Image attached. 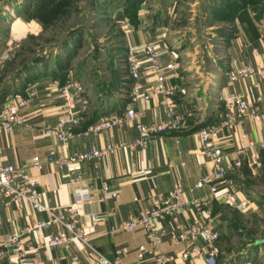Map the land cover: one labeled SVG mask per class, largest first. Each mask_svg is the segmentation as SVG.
Returning a JSON list of instances; mask_svg holds the SVG:
<instances>
[{"label": "crops", "instance_id": "obj_1", "mask_svg": "<svg viewBox=\"0 0 264 264\" xmlns=\"http://www.w3.org/2000/svg\"><path fill=\"white\" fill-rule=\"evenodd\" d=\"M229 50L230 68L224 70L219 87L222 106L206 111L203 119L191 125L185 124L184 130L153 135L144 146L126 147L141 135L133 127L115 126L97 132H84L83 124L79 126L67 143L68 152L73 153L111 143L117 145L116 152L105 156L97 166L89 160L63 166L48 160L50 151L55 152L56 157L63 156L64 153L59 140L45 133L47 127L58 123L64 103L57 91L60 77H56L54 73L51 75L49 71L41 72L38 79L31 84L37 88L38 93L22 110L27 121L17 124L12 132L0 131L4 160L12 164L30 165L34 157H39L43 163L42 170L32 166L29 169L43 191V202L51 206L71 202L75 186L69 182V176L72 171L77 172L82 178L81 184L90 186L95 194L94 201L83 205L84 213H106V216L97 222L83 218L79 229L87 233L96 249L113 261L118 260L122 264L155 263L152 252L144 253L139 248L142 245L148 249L150 247L149 239L142 227L129 230L121 225L129 219L131 213H137L151 206L155 197L178 185L184 188V198L189 201L179 213L181 222L184 225L205 224L218 230L221 237L227 235L235 227L234 211L241 213L252 210L258 205H264L263 188L262 190L247 189L246 185L247 176L264 177V119L258 121L247 119L232 128L225 126L219 137L215 139L225 151L228 160L240 161L242 164L228 176L231 181H219V189L216 192L211 191L209 186H199L197 181L212 171V165L202 152L201 140L193 132L195 130L193 128L199 123L208 125L224 121L228 108L227 97L232 92L264 107V78L259 74L229 78L230 72L237 66L257 67L261 64L264 61L263 51L252 43L239 39L231 42ZM142 54H139L140 68L146 90L151 87L155 77ZM168 61L170 58L167 57L163 62ZM66 77L71 76L67 74ZM167 84L171 87L168 79ZM258 97L262 99L259 100ZM81 102L86 104L89 118L92 113L89 112L90 104L84 95ZM126 103L127 100H123L121 104ZM188 106V103L183 104L176 100L172 93L161 95L158 100H143L139 104L144 121L147 123L163 119L169 108L184 116L182 115L184 110L190 111ZM116 107L118 105L112 108ZM101 109L96 114L106 113ZM250 141L254 143L250 145ZM150 169H153V172H150ZM103 183L108 184L111 192L114 191L117 195L103 193L101 190ZM227 190L232 192V198L224 199L222 196ZM195 198L204 201L201 213L193 209L190 204ZM41 217L43 213L35 210L28 203L0 202V237H10L25 225ZM163 226L171 230L173 222L170 219L162 220L158 223V227ZM57 229V226L52 225L47 229L35 231L24 237L22 244L27 247L45 241L47 233ZM218 243L219 240L217 246ZM198 244L200 247L205 246L203 240H199ZM187 245L184 241L173 242L170 235H166L159 248L161 252L169 253L174 257L172 264H206L203 257L195 254L185 258L183 252ZM12 254L16 259L17 251H13ZM74 254L80 256L84 254V245L79 240L72 242L69 247L49 248L40 255L32 253L27 260L29 264H72Z\"/></svg>", "mask_w": 264, "mask_h": 264}, {"label": "rangeland", "instance_id": "obj_2", "mask_svg": "<svg viewBox=\"0 0 264 264\" xmlns=\"http://www.w3.org/2000/svg\"><path fill=\"white\" fill-rule=\"evenodd\" d=\"M41 2L0 0V94L4 87L10 94H23L44 71L60 78L69 74L85 86L90 113L100 108L110 112L129 97V44L142 54L143 44L153 42L161 60L168 57L175 63L168 77L170 93L188 103L190 111L182 115L191 125L222 106L219 87L230 68L231 42L248 41L264 55V0H78V9L46 29L37 19L26 18V10ZM241 11L252 19L257 41ZM66 38L70 40L63 46ZM34 61L39 62L22 73ZM247 180V189L264 191V177ZM233 218V230L219 237L218 263L264 264V244L257 245L264 239V205L234 211ZM6 259L0 254V264Z\"/></svg>", "mask_w": 264, "mask_h": 264}, {"label": "built area", "instance_id": "obj_3", "mask_svg": "<svg viewBox=\"0 0 264 264\" xmlns=\"http://www.w3.org/2000/svg\"><path fill=\"white\" fill-rule=\"evenodd\" d=\"M127 52L126 67L129 72L128 85L130 87L127 103L94 117L95 119L87 124L83 131L97 132L115 126H130L141 134L140 137L126 145V147H135L144 146L153 135L184 130L186 128L184 117L173 108H169L165 117L160 121L147 123L144 121L143 112L139 107L143 100H158L161 95L170 93L171 87L167 84V79L169 72L175 70V63L172 60L163 62L156 45L153 42H145L142 52L155 77L151 87L145 90L140 68V52L133 44H129ZM254 74H259L264 78V61L257 67L253 65L237 66L230 72L229 78L236 79ZM57 87L59 96L64 103V109L58 117V123L47 127L45 133L55 136L59 140L64 153L63 156L56 157L55 152L50 151L48 160L60 166L89 160L97 166L105 156L116 152L117 145L111 143L73 153L68 152V141L77 128L88 120L86 104L81 102L85 86L78 79L69 77ZM37 93V88L30 84L25 94L12 93L6 96L0 106V131L12 132L17 124L27 121L22 110ZM227 99L228 108L224 121L209 123L193 131L200 138L202 152L212 165V171L197 180L198 185L209 186L213 192L219 189V181L229 180L228 176L242 166L240 161L228 160L225 151L215 139L219 137L225 126L232 128L247 119L254 121L264 119V107H260L234 92L230 93ZM258 99L262 98L258 97ZM253 143L250 141L249 144ZM30 166L42 170L43 163L39 157H34L30 165L6 162L2 154L0 140V202L5 204L25 202L43 213V217L25 225L10 237H0V254L6 256V264H29L27 259L32 253L40 255L49 248L69 247L76 240L83 243L84 254L82 256L74 254L72 264H122L118 260L109 259L99 249H96L87 233L79 229V224L85 217L97 222L106 216V213L103 212L84 213L83 205L94 201L95 194L90 186L81 184V176L75 171H72L69 176V182L75 186L71 202L51 206L43 202V191L39 188L36 177L31 173ZM150 172H153V169H150ZM101 190L105 194L117 195L116 192H111L110 186L106 183H103ZM184 192V188L178 185L162 193L154 198L151 206L141 209L137 213H131L129 219L121 226L129 230L142 227L147 234L150 247L148 249L142 245L139 248L141 252L150 251L153 253L154 264H172L174 261L171 254L161 252L159 248L166 235H170L173 242L184 241L188 244L183 252L185 258L195 254L198 257H203L206 264H219V246H217L220 237L219 231L205 224L184 225L180 220V211L189 203L184 198ZM231 196L232 192L227 190L222 197L227 199L232 198ZM203 203L204 201L199 198L190 201L193 209L200 213L203 212ZM165 219H170L173 222L171 230L166 226L158 227V223ZM52 225L57 226L58 229L49 231L45 241L27 245V247L23 246L22 239L24 237ZM199 240L205 242L204 247H200ZM13 251H17L16 259L12 256Z\"/></svg>", "mask_w": 264, "mask_h": 264}, {"label": "trees", "instance_id": "obj_4", "mask_svg": "<svg viewBox=\"0 0 264 264\" xmlns=\"http://www.w3.org/2000/svg\"><path fill=\"white\" fill-rule=\"evenodd\" d=\"M77 1L78 0H42L40 4H36L37 6L34 9L31 10L30 8H28L26 10L28 11L26 18L27 19H31V18L37 19L38 22L42 24L43 29H46L56 24L59 21V19H61L62 17L69 16L72 11H75V9H78L79 5L77 4ZM239 15L241 19H243V22L245 23L249 22V28L251 32L254 34L253 38L255 39V41H257L260 35L259 33H257V30L255 29V26L252 20L249 18V16L246 15L245 11H241ZM38 37L41 38L42 36H38ZM28 38H34V35L30 34ZM69 40L70 39L66 38L62 42L63 46H65ZM36 62H39V61H36ZM36 62L35 61L30 62L26 67H24V69H22L23 71L22 73L26 72L28 68L31 67V65H33ZM54 74L56 77H59L57 73H54ZM60 79H61L60 81V84H61L67 79V77L62 76ZM8 94H10L9 91L7 90L6 87H4L3 90H1V94H0V106L2 105L3 101L5 100ZM97 115L98 114H95L94 117ZM94 117L88 118V120L83 123V126L86 127L87 124H89L95 119ZM261 244H264V239L257 242V245L259 247L261 246Z\"/></svg>", "mask_w": 264, "mask_h": 264}, {"label": "water", "instance_id": "obj_5", "mask_svg": "<svg viewBox=\"0 0 264 264\" xmlns=\"http://www.w3.org/2000/svg\"><path fill=\"white\" fill-rule=\"evenodd\" d=\"M98 110H99V109L94 110V112L92 113V115L89 116V118H92V117L98 112ZM202 125H203V123H199V124H197L193 129L199 128V127H201ZM193 129H192V131H193Z\"/></svg>", "mask_w": 264, "mask_h": 264}, {"label": "bare ground", "instance_id": "obj_6", "mask_svg": "<svg viewBox=\"0 0 264 264\" xmlns=\"http://www.w3.org/2000/svg\"><path fill=\"white\" fill-rule=\"evenodd\" d=\"M14 22H15L16 25H18V24L21 22V20H20V18H17ZM248 254H250V253H248ZM250 255H251V254H250ZM253 255H254V254H253Z\"/></svg>", "mask_w": 264, "mask_h": 264}]
</instances>
